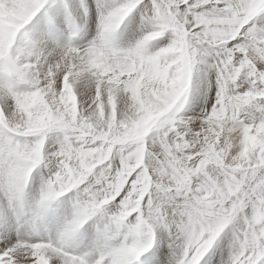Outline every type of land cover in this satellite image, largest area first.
<instances>
[{
  "label": "snow or ice",
  "instance_id": "6c2138e0",
  "mask_svg": "<svg viewBox=\"0 0 264 264\" xmlns=\"http://www.w3.org/2000/svg\"><path fill=\"white\" fill-rule=\"evenodd\" d=\"M0 264H264V0H0Z\"/></svg>",
  "mask_w": 264,
  "mask_h": 264
}]
</instances>
